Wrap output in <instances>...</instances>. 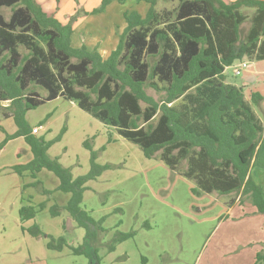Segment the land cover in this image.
<instances>
[{"label": "trees", "instance_id": "16d2710c", "mask_svg": "<svg viewBox=\"0 0 264 264\" xmlns=\"http://www.w3.org/2000/svg\"><path fill=\"white\" fill-rule=\"evenodd\" d=\"M111 1L103 0L92 13L102 12ZM141 1L150 4L147 15L126 13L128 25L119 44L104 58L97 48L72 45L78 13L63 23L38 0H0V102H9L5 108L10 113L4 116L18 127L0 148L23 136L34 158L21 168L32 176L46 168L60 177L58 190L72 196L66 205L54 204L50 214L67 211L86 229V236L75 247L64 235H48L47 247L62 251L69 246L73 254L89 257L90 264L100 262L92 239L105 230V217L95 220L81 203L85 183L109 165L96 163L88 141L92 169L87 175L73 179L69 168L48 155L52 142L32 133L26 113L59 97L140 145L147 158H160L193 180L195 195L236 193L235 201L239 197L244 203L248 197L257 213L264 214L261 185L250 174L264 133L253 104L263 96L255 92L248 100L243 88L225 75L226 68L240 60H264V0H165L177 3L163 9L157 7L159 0ZM247 7L255 12L244 35ZM4 8L11 9L8 18ZM44 207L22 206L21 221L35 218ZM22 229L34 237L44 234L37 224ZM134 234L118 231L108 250H116Z\"/></svg>", "mask_w": 264, "mask_h": 264}, {"label": "rangeland", "instance_id": "374dc122", "mask_svg": "<svg viewBox=\"0 0 264 264\" xmlns=\"http://www.w3.org/2000/svg\"><path fill=\"white\" fill-rule=\"evenodd\" d=\"M53 1L57 5L61 1L68 8L72 0H49L46 3L52 5ZM75 2L78 6L75 14L83 16L81 0ZM102 2L90 0V7H94L92 11L99 8ZM174 5V2L160 0L159 6L163 9ZM69 12L66 10L63 15ZM243 12L249 17L243 24L245 35L255 10L247 7L243 8ZM2 13L8 18L11 9L4 8ZM20 50L25 52L24 47ZM250 71H254L251 72L255 75L254 81L248 80ZM225 73L227 81L243 88L248 100L253 92L263 95L262 101L253 104V108L264 119V60L251 61L248 70L239 76L232 74V68H227ZM148 91L160 97L153 89ZM8 104L0 102V144L18 128L12 117L4 116V113H10L5 108ZM26 120L31 128L49 124L50 127L41 128L36 137L52 142L48 155L58 158L65 168H69L73 179L87 175L92 169V152L85 144L87 141L96 154V163L109 165L100 175L87 181L81 203V207L95 220L105 217L102 223L105 230L97 232L96 238L92 239L100 264L255 262L252 255L256 249L250 243L264 239V226L256 218L244 222L235 217V213L229 212L228 201L238 196L236 193L195 195L192 192L196 185L193 180L179 171H173L160 158H147L140 145L122 137L115 129H109L65 98L47 101L29 110ZM25 146L29 149L30 145L22 138L13 140L9 145L6 143L4 151L0 148V173L6 172L12 163L25 164L31 160V147L26 152L23 150ZM43 172L40 175L43 183L51 186L61 184L60 177L53 171L45 169ZM31 179L30 172L26 175L7 173L0 176V184H26ZM242 198L246 199V196ZM70 199L68 193L57 191L53 194L51 206ZM11 217L10 220H0V264L19 261V264H90L89 257L73 254L69 246L62 251L47 247L48 235L56 238L64 235L70 246L84 243L86 229L80 227L67 211L60 216H52L47 208L38 212L35 219L21 222L14 213ZM35 224L44 232L40 237L22 231L23 226L29 228ZM118 231H135V234L110 252L108 244ZM258 253L264 256V245ZM255 257L258 264L264 263L263 258Z\"/></svg>", "mask_w": 264, "mask_h": 264}, {"label": "crops", "instance_id": "0c3cea01", "mask_svg": "<svg viewBox=\"0 0 264 264\" xmlns=\"http://www.w3.org/2000/svg\"><path fill=\"white\" fill-rule=\"evenodd\" d=\"M46 1L49 0H38V2L43 6L45 11H47L50 14H55V16L63 23H68L69 19L75 14V11H77L78 8L75 0H72L70 2V6L68 8H66L67 4L65 5L63 2L59 0H58L59 1L58 5L54 1L51 3L52 5L46 3ZM224 1L230 3L236 0H224ZM99 2L100 0H97V3ZM174 3L176 5L177 2L175 1ZM89 4H90V0L87 3L86 0H81V5L83 6L82 11L84 12L82 13L83 16H80L77 19V21H75V23L73 24V33L71 35L72 45L74 47H81L83 45H86L90 50L97 48L104 58H107L117 48L119 44L120 35L124 32L125 28L128 25L125 18V14L131 13L132 11H137L141 16L145 17L150 9V4L146 1L112 0L109 4H107L103 12L92 13L93 12L92 9L94 7L91 8ZM159 5H160V0L158 2L157 7L161 9ZM66 10L70 12L63 15ZM251 72L254 71H250V74L248 75V80L254 81L255 75L254 74L252 75ZM59 98H57V100ZM71 103L73 105H76V103L73 101H71ZM258 116L261 118L264 124V119L259 114ZM34 127L36 126L34 125L32 129ZM37 127H39V132L37 135L34 134L35 136H38L40 134L41 128L48 129L50 126L49 124H46L44 126L38 125ZM22 138L24 137L20 136L13 138V140L22 139ZM13 140L12 139L9 140L7 142V145H9ZM30 147L31 146H29V149ZM29 149L26 146L23 148V150L26 152H28ZM2 151H4L3 148ZM33 158L34 155L33 157H31V160ZM30 161H28V163ZM28 163L25 164L12 163V165H9V168L7 169L6 172L0 173V176H4L7 173H19L20 175H26L29 174L30 172V175L32 177L29 183L26 184H0V211L1 214H3L0 216V220L3 221L10 220L12 219L11 214L14 213L15 218L19 222H21L20 209L22 206H32L35 208H39L41 204H45L44 209L41 211L47 210V208H49L50 211V208L54 205L53 204L51 206V200H53V194L57 191H60L58 190L60 184H54L51 186L45 184V182L44 183L42 182L43 180L40 178V175L43 172V170H45L46 168L37 172L35 176H32L31 171L23 170L21 168V166L26 165ZM250 174L252 178L255 180V182L261 185L262 192L264 195V133L262 140L258 146L257 153L250 170ZM86 184L87 182L85 183V186ZM44 190H47L51 193H45ZM68 195L71 198V193H68ZM235 198L236 196L232 197L231 200H229L228 202L233 201ZM66 203H67L66 200H63L62 204L60 203V205L63 206L66 205ZM55 204H59V203L55 202ZM229 209H230L229 212L231 214L235 213V215L234 214L233 215L238 219H240L241 221L250 222L252 218H256V220L261 222V224L264 226V214L257 213L256 207L253 206V204L248 199V197L244 203H240L238 197L236 201L234 200L233 205L231 206L229 205ZM250 244H254L253 248L256 249V252H254V254L252 255V257L254 256L255 259V262L253 264H258L256 262L255 256L261 249H263L264 239L254 240ZM20 262L21 261L14 263L19 264ZM260 264H264V263L260 262Z\"/></svg>", "mask_w": 264, "mask_h": 264}, {"label": "built area", "instance_id": "2783aa9c", "mask_svg": "<svg viewBox=\"0 0 264 264\" xmlns=\"http://www.w3.org/2000/svg\"><path fill=\"white\" fill-rule=\"evenodd\" d=\"M249 66H250V61L248 59H243V60H240V61L236 62L234 65L227 67V68H232V74L234 76H239V75L243 74L245 71H247ZM38 132H39V127L36 126L32 129L33 134H37Z\"/></svg>", "mask_w": 264, "mask_h": 264}, {"label": "water", "instance_id": "95a60500", "mask_svg": "<svg viewBox=\"0 0 264 264\" xmlns=\"http://www.w3.org/2000/svg\"><path fill=\"white\" fill-rule=\"evenodd\" d=\"M94 264H100L98 261L94 262Z\"/></svg>", "mask_w": 264, "mask_h": 264}]
</instances>
